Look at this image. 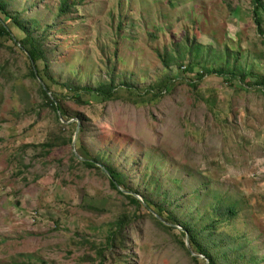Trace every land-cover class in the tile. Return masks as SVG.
Wrapping results in <instances>:
<instances>
[{"label":"rangeland","instance_id":"1","mask_svg":"<svg viewBox=\"0 0 264 264\" xmlns=\"http://www.w3.org/2000/svg\"><path fill=\"white\" fill-rule=\"evenodd\" d=\"M62 1L6 0L42 38L53 76L49 97L65 82L128 83L143 95L128 96L123 87L102 101L83 92L81 103L67 94L62 107L77 126L62 129L64 136L73 139L84 118L89 153L122 171L130 190L144 191L155 177L153 197L167 198L176 214L207 216L213 201L236 203L238 218L226 232L246 234V250L264 257V96L250 85L264 75V16L262 34L252 0H182L171 8L66 0L60 14ZM49 25L53 31H45ZM8 28L24 38L14 22ZM17 46L0 45V264H100L102 252L104 264H195L178 231L161 228L118 189L143 202L140 195L78 162V131L74 145L53 143L55 111ZM228 65L239 71L206 74L202 67ZM169 68L177 78L152 96ZM48 139L54 146L46 153ZM119 219H126L125 240L109 246Z\"/></svg>","mask_w":264,"mask_h":264},{"label":"trees","instance_id":"2","mask_svg":"<svg viewBox=\"0 0 264 264\" xmlns=\"http://www.w3.org/2000/svg\"><path fill=\"white\" fill-rule=\"evenodd\" d=\"M135 0H132V3ZM6 0H0V14L4 17L0 19V45H2L3 41L9 40L14 43V47L25 53L28 61L26 62L28 65V73L37 83L40 91L42 92L46 104L50 105L51 108L55 111V118L57 120V133H53L52 135H58L57 137H53V143L56 144L58 141L69 142L72 143V135L64 136L61 130L76 129L77 122H69L62 123L60 121L58 111H60V115L64 118L65 121H69V117L66 115L65 110L62 107V102L65 99L67 94L70 95V99L76 102H83V92L93 93L95 96H98L102 99V101L112 100L119 97L118 88L125 89L123 91L126 92L128 96L134 95L136 97H141L142 90L136 87L131 86L128 83H123V85L114 86L112 82H108L105 84L100 83L97 87H80L76 86L72 83H58L61 87V92L56 93L52 92L54 98L49 97L47 94L49 90V84L52 85L53 76H51L50 69V60L48 57V53L46 48H43L42 38L40 36H34L32 32V25L30 22H25L21 19L22 14L19 12H10L6 6ZM139 3V0H138ZM252 4L255 5V9L253 10L254 21L259 29L258 33H262L261 22L263 19L262 13H264V0H252ZM69 5L66 0H63L60 5V14L66 13L68 11ZM231 9V7H229ZM14 22L23 32L25 33L24 38L17 39L12 35L10 28H8L9 23ZM53 31V25H49L45 31ZM202 57L204 54L199 52ZM227 66V65H223ZM186 66H181V69H184ZM206 70V74L209 72H216L219 74L234 76L239 68L237 65L233 67H219L212 70V68H207L202 66ZM189 67L185 68L183 72H187ZM201 77H203L204 72L199 73ZM37 78L41 79L46 84V89L43 88L40 83L37 81ZM176 73L172 71V68L168 69V73L166 75V80H162L158 84L152 86L151 88H155L156 92H153L152 96H160L166 92H162L161 88L165 90L170 86V82L176 79ZM174 84V82H173ZM172 84V85H173ZM189 85H192L189 83ZM251 89L254 91L260 92L264 96V75H259L255 80V83L250 84ZM242 87V86H241ZM150 88V89H151ZM60 89V88H59ZM150 90L145 89L144 92L147 93ZM80 120L82 121L79 124L78 137L76 140V149L80 156L86 160H79L78 162L87 166L94 167L102 172H108V178L110 180V184L112 187H122L130 192L133 191L140 195L143 199L141 202L138 198H136L131 193H124L119 190V193L124 197L128 198L129 201L137 206H144L147 214L152 218V220L158 224L161 228L166 231L176 232L178 231L180 235L183 237L182 246L185 248L186 253L191 257V260L195 264H264V257L259 256L258 252L253 251L249 252L246 250L248 245L242 243L245 239L246 234L240 233H229L226 232V227L228 228L237 220L240 208L236 203H223L213 201L209 204L211 214L207 216L199 215V217L195 216L192 213L187 215L176 214L171 210L169 204L165 201L167 198L160 200L158 198L153 197L154 193H156V189L159 188L158 182L155 181V177L152 178L146 185L144 191L139 190H130L126 185L125 174L122 171H119L114 167V165L109 162L104 156H92L88 149L83 145V140L81 135L87 130V125L84 124V118L81 116ZM73 128V129H72ZM59 130V131H58ZM50 139H48L43 146V149L46 153H48L52 147L54 146ZM75 159V158H74ZM76 160V159H75ZM98 163V165H97ZM103 172V173H104ZM106 175V173H104ZM150 188V190H148ZM145 203V204H143ZM152 211H151V210ZM196 213V211H195ZM199 218V219H198ZM126 223V219H119L116 223V228L111 237L107 240V245L113 246L117 241L122 243L125 240V232L124 227ZM174 224V225H168ZM175 225L181 226L184 230L178 229ZM186 233L188 234V242L191 247L192 252L196 254H201L204 258H200L198 256L192 255L191 252L185 245L184 239L186 238ZM108 247V246H107ZM104 251V249L100 250V253ZM208 260V263H207ZM105 263V256L100 254V264Z\"/></svg>","mask_w":264,"mask_h":264},{"label":"crops","instance_id":"3","mask_svg":"<svg viewBox=\"0 0 264 264\" xmlns=\"http://www.w3.org/2000/svg\"><path fill=\"white\" fill-rule=\"evenodd\" d=\"M179 2L182 3V0H149L148 4L150 5H157V8H171V7H176L179 6ZM144 3L143 0H139V4L142 6Z\"/></svg>","mask_w":264,"mask_h":264},{"label":"water","instance_id":"4","mask_svg":"<svg viewBox=\"0 0 264 264\" xmlns=\"http://www.w3.org/2000/svg\"><path fill=\"white\" fill-rule=\"evenodd\" d=\"M58 115H59V118H60V120H62V116L60 115V111H58ZM67 123H69L70 121H66ZM78 129H79V125H78V127H77V130H76V132H75V134H74V136H73V139H72V144L74 145V143H75V139H76V134H77V131H78ZM75 156L77 157V158H79L80 160H86V159H84V158H82L81 156H79L77 153H75ZM123 192H127V191H125V190H122ZM136 196V195H135ZM145 204V203H144ZM168 225H171V224H169V223H167ZM180 228V227H179ZM181 230H184V229H181ZM185 245H186V247L188 248V250L191 252V254L192 255H195V256H198V257H202V258H204V256H202L201 254H196V253H194V252H192V250H191V247H190V245H189V242H188V234L186 233V238H185ZM207 263H208V260H207Z\"/></svg>","mask_w":264,"mask_h":264}]
</instances>
